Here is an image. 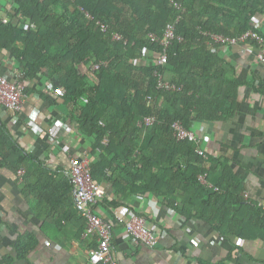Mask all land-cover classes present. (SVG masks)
<instances>
[{"label": "trees", "instance_id": "trees-1", "mask_svg": "<svg viewBox=\"0 0 264 264\" xmlns=\"http://www.w3.org/2000/svg\"><path fill=\"white\" fill-rule=\"evenodd\" d=\"M9 1L12 7L0 15V55L6 50L24 79L41 73L52 80L46 86L50 93L71 106L69 118L90 137L92 153L100 149L92 166L95 178L99 174L120 185L119 198L139 190L168 194L172 207L188 216H215L213 211L225 216L228 207L237 206L263 218L256 203L243 199L239 180L220 170L224 160L196 153L187 140L176 138L172 123L180 120L191 128L196 120L231 117L237 81L228 84L216 76L213 66L220 60L213 45L220 44L202 31L237 36L253 28L262 34L253 19L264 16V0ZM178 16L176 31L183 40L171 43L168 61L160 65L163 46L150 34L162 38ZM115 33L127 44L115 40ZM156 71L181 90L159 89ZM149 115L156 119L153 125L140 127ZM5 151L0 148V155ZM203 172L219 190L198 180ZM111 203L121 206L118 199ZM20 246L25 252L31 248L26 242Z\"/></svg>", "mask_w": 264, "mask_h": 264}, {"label": "crops", "instance_id": "crops-1", "mask_svg": "<svg viewBox=\"0 0 264 264\" xmlns=\"http://www.w3.org/2000/svg\"><path fill=\"white\" fill-rule=\"evenodd\" d=\"M11 7L9 0H0V15ZM253 25L264 35V16ZM213 46L220 60L213 66L216 76L228 84L237 81L238 94L231 117L196 120L195 129L204 127L202 149L224 160L220 170L229 180H239L243 199L256 203L263 218L237 206L228 207L225 216L218 211L210 212L216 217L188 216L174 209L165 193L139 190L119 198L120 185L98 174L95 179L108 201L94 209L111 226L112 255L120 264H264V63L257 57L256 43ZM7 59L5 50L0 75L13 77L19 69L13 58L11 63ZM24 81L27 96L17 123L0 104V148L6 150L0 155V264H93L90 255L98 241L95 235L83 236L85 219L75 206L66 170L70 154L88 156L93 166L99 151L92 153L90 137L69 118L71 106L50 93L47 76L39 73ZM52 116L69 123L61 137L69 150L53 146L47 134ZM21 168L26 173L20 177ZM215 178L223 180L218 174ZM112 199L120 200L121 206H113ZM125 206L144 216L149 228H164L167 234L155 245L136 241L114 219ZM25 242L31 246L27 252L20 246Z\"/></svg>", "mask_w": 264, "mask_h": 264}, {"label": "built area", "instance_id": "built-area-1", "mask_svg": "<svg viewBox=\"0 0 264 264\" xmlns=\"http://www.w3.org/2000/svg\"><path fill=\"white\" fill-rule=\"evenodd\" d=\"M173 6L176 8L182 7L179 1H173ZM184 12V10H183ZM178 16L175 21L167 24L162 38H157L155 34H150L153 41H159L163 46V52L158 55L157 63L164 64L168 61L167 48L171 45L174 40L182 41L183 37L176 31V23L179 21ZM253 19V23L255 22ZM8 18L5 16L3 22L6 23ZM203 34L210 37V41L220 45H234L238 43L249 44L256 43L259 45L257 57L264 63V35L258 30L250 28L240 35H225L222 33H213L210 31H202ZM115 40L123 41L127 44V39L119 33L113 35ZM11 55L8 54L7 62L11 63ZM95 67H98L96 65ZM155 74L158 77L157 87L168 91H180L181 87L167 79H164L161 73L157 71ZM25 73L23 71H17L13 77L7 75H0V104L6 108L11 114H13V121L17 123L20 118L18 113L21 112L24 106V100L27 96L26 86L24 81ZM52 80L48 82L49 87L52 86ZM153 99L147 98V104L150 105ZM155 117L152 115L145 116L138 122L140 127L152 126L155 122ZM196 122L193 123L191 128H188L180 120H176L172 123V128L175 136L178 140H187L193 145L194 151L198 154L204 153L201 143L204 135V127L200 130L195 129ZM70 125L64 121L61 117L52 116L51 123L47 128V134L51 138L53 146H60L63 150H69V145L62 141V132L69 130ZM109 139L104 138L103 145H108ZM100 152V149L98 148ZM204 156L207 158L208 156ZM25 172L24 168L19 170V174L22 176ZM108 172V170H107ZM69 180L72 185L74 202L75 205L80 208L83 217L86 219V227L83 232L84 237L96 236L98 246L90 255L91 262L93 264H120L112 255V230L108 221L94 209L105 197L106 190L99 183L92 172V165L88 158L85 156L79 159L74 154H70V167L66 170ZM109 173V172H108ZM198 180L208 188L218 190L217 186H214L208 180V174L203 172L199 174ZM247 195V193H246ZM114 219L120 223H123L126 227L127 232L135 238L136 241L147 242L150 245H155L158 242L160 236L167 234L164 228H149L146 225L145 217L138 214L135 211L129 209V207H123L122 211L115 212Z\"/></svg>", "mask_w": 264, "mask_h": 264}]
</instances>
